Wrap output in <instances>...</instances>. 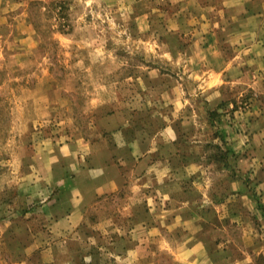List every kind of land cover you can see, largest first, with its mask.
Returning <instances> with one entry per match:
<instances>
[{
	"label": "rangeland",
	"instance_id": "1",
	"mask_svg": "<svg viewBox=\"0 0 264 264\" xmlns=\"http://www.w3.org/2000/svg\"><path fill=\"white\" fill-rule=\"evenodd\" d=\"M56 1L61 7L0 0V264H143L133 247L143 228L184 197L208 228L218 221L215 208L228 224L205 236L241 237L226 215L243 209L229 191L232 179H243V152L229 129L239 122L231 113L241 120L250 103L240 97L214 107L185 69L189 61L194 70L195 51L223 34L200 19L216 3ZM114 117L121 124L111 140L104 122ZM124 137L148 147L141 165L122 170L125 186L92 203L78 226L54 234L87 142L107 151ZM162 245L150 259L179 264Z\"/></svg>",
	"mask_w": 264,
	"mask_h": 264
},
{
	"label": "crops",
	"instance_id": "2",
	"mask_svg": "<svg viewBox=\"0 0 264 264\" xmlns=\"http://www.w3.org/2000/svg\"><path fill=\"white\" fill-rule=\"evenodd\" d=\"M214 2L212 14L200 19L206 24L211 22L219 35L223 34L212 37L211 47L195 51L200 60L194 68L196 71L191 69L189 61H186L185 69L191 74L188 77L193 76L201 82L199 87H203L207 101L214 107L222 104L232 107L231 102L240 97L250 103V108L241 114V120L238 112L231 113L239 122L233 125L234 129H229L234 136V148L243 152L239 164L243 179H232L229 191L243 200V209L229 211L226 215L231 222L240 225L242 235L220 240L205 236L208 227L203 215L195 214L184 197L182 205L166 207L157 216L162 219L143 228V236L133 246L137 259H142L143 264H155L150 254L156 243L163 244L179 264H264V0ZM221 41L227 49L220 47ZM229 114L228 111V116L220 115V119H229ZM117 121L120 123L116 125ZM104 123L111 131L109 138L117 136L121 119L108 118ZM236 126L240 127L239 134ZM164 132L171 134L173 131ZM124 139L125 142L120 139L119 145L114 142L112 150L107 151L101 143L87 142V155H80L75 164V181L67 188L68 205L53 218L54 234L78 226L92 203L100 202L125 186L127 180L122 170L134 166L137 169L141 165V157L148 147L143 149L141 142ZM128 158L133 160L132 166H129ZM227 200L230 202V196ZM214 213L218 221L211 223L208 229L215 233L229 229L228 224L219 222L220 210L215 208ZM176 216L180 217V224L168 223V219Z\"/></svg>",
	"mask_w": 264,
	"mask_h": 264
},
{
	"label": "trees",
	"instance_id": "3",
	"mask_svg": "<svg viewBox=\"0 0 264 264\" xmlns=\"http://www.w3.org/2000/svg\"><path fill=\"white\" fill-rule=\"evenodd\" d=\"M50 3H56V6L59 5V4L61 5V3L59 1H56V0H51ZM60 5H59V7H61Z\"/></svg>",
	"mask_w": 264,
	"mask_h": 264
}]
</instances>
